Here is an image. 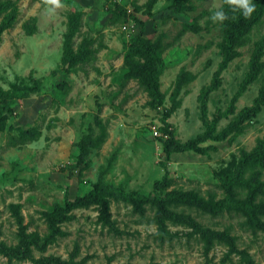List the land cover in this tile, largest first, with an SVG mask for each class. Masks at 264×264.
Here are the masks:
<instances>
[{
    "label": "rangeland",
    "instance_id": "374dc122",
    "mask_svg": "<svg viewBox=\"0 0 264 264\" xmlns=\"http://www.w3.org/2000/svg\"><path fill=\"white\" fill-rule=\"evenodd\" d=\"M0 1L16 16L0 36V88L31 89L0 131V246L16 252L0 264H264V231L240 215L180 208L190 221L164 227L155 208L115 199L75 207L47 242L67 193L75 201L103 178L151 194L170 137L188 150L167 163L168 191L224 197L218 174L264 140V104L248 112L264 95V21L234 42L228 20L207 19L226 0L184 11L179 0H62L54 15L47 0ZM136 37L159 47L162 103L144 83L147 61L130 52Z\"/></svg>",
    "mask_w": 264,
    "mask_h": 264
},
{
    "label": "trees",
    "instance_id": "16d2710c",
    "mask_svg": "<svg viewBox=\"0 0 264 264\" xmlns=\"http://www.w3.org/2000/svg\"><path fill=\"white\" fill-rule=\"evenodd\" d=\"M188 1L179 0L178 11L186 10ZM255 3L256 11L248 19L243 18L239 13L233 14L227 10L229 14L228 28L232 33L230 40L234 42L243 41V39H247L254 29L263 24L264 0H255ZM12 6L11 1H0V36L5 30L11 28L15 21V12H9ZM75 31L76 21L73 22L72 20L65 51V57L71 64L76 62V57L73 56L69 49V42ZM262 45H264V40L262 41ZM128 46L131 53H137L147 61L143 74L144 83L150 95L156 101L162 103L164 96L161 91L160 80L165 71V64L159 54L158 45L141 44V37H136ZM253 71L254 74L259 72L255 64H253ZM30 92L31 89L27 87H14L11 91H4L0 88V131L4 128L6 114L12 110V107L17 104L19 99L27 98ZM263 96V94L260 95L254 105L249 108V114L253 112L255 115L259 112L261 105L264 104ZM187 150V144L185 145L173 137L164 142L163 151L165 160L162 161L161 165L165 168L166 173L161 180L155 181L151 194L145 195L137 191L128 192L122 187L106 183L103 178L99 179V182L94 185L89 194L79 197L75 201L70 200L67 193L64 207L58 206L55 216L50 221L51 232L47 242L58 236V225L63 222L68 213L75 207L88 204L96 198L101 200L115 199L126 201L140 208H155L157 213L154 220L158 225L164 227L166 223H188L190 216L183 214L179 209L191 208L213 216H218L224 212L234 213L243 217L245 227L251 230L264 231V180L262 178L264 169H260L264 168V140H261L252 152L245 153L239 161H235L218 174L219 185L224 192V197L219 200L214 198L207 200L196 194L168 191L172 181L167 163L173 153L185 152ZM86 151L87 149L84 148V152ZM227 240L231 242L232 239L227 237ZM32 242L38 244V241L30 239L24 245L27 246ZM25 248L24 254L28 252ZM0 252H7L9 255L16 253L1 246ZM20 254L22 253L18 252V255Z\"/></svg>",
    "mask_w": 264,
    "mask_h": 264
},
{
    "label": "clouds",
    "instance_id": "9594fccd",
    "mask_svg": "<svg viewBox=\"0 0 264 264\" xmlns=\"http://www.w3.org/2000/svg\"><path fill=\"white\" fill-rule=\"evenodd\" d=\"M228 10L233 14L239 13L243 18H251L256 11L255 0H226ZM65 5L62 0H47L45 12L48 15H54L58 9L63 8ZM213 25H223L229 19L228 11L221 7L219 9L211 10L210 15L207 17Z\"/></svg>",
    "mask_w": 264,
    "mask_h": 264
}]
</instances>
